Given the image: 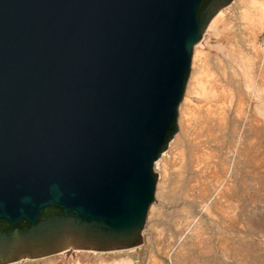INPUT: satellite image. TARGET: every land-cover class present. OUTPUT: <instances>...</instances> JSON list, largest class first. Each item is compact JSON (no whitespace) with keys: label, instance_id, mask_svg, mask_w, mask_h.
Returning <instances> with one entry per match:
<instances>
[{"label":"water","instance_id":"95a60500","mask_svg":"<svg viewBox=\"0 0 264 264\" xmlns=\"http://www.w3.org/2000/svg\"><path fill=\"white\" fill-rule=\"evenodd\" d=\"M233 0H0V264L141 245L194 45Z\"/></svg>","mask_w":264,"mask_h":264},{"label":"rangeland","instance_id":"374dc122","mask_svg":"<svg viewBox=\"0 0 264 264\" xmlns=\"http://www.w3.org/2000/svg\"><path fill=\"white\" fill-rule=\"evenodd\" d=\"M263 9L264 0H233L218 14L214 37L208 26L201 40L206 44L204 78L221 95L225 118L211 141L199 117L203 104L189 90L191 63L179 106L175 135L179 141L169 155L174 137L155 164V196L141 245L115 252L62 253L15 264H264V119L256 109L261 106L259 99L264 102ZM237 96L244 107L234 103ZM185 99L188 113L196 117L186 127ZM199 148L210 155L209 167L194 164ZM162 157L169 158L164 168Z\"/></svg>","mask_w":264,"mask_h":264},{"label":"bare ground","instance_id":"6f19581e","mask_svg":"<svg viewBox=\"0 0 264 264\" xmlns=\"http://www.w3.org/2000/svg\"><path fill=\"white\" fill-rule=\"evenodd\" d=\"M248 1V0H247ZM233 2V1H232ZM231 2V3H232ZM252 2V1H251ZM231 3L228 5V6H230L231 5ZM227 6V7H228ZM227 7H225V8H227ZM225 8H223V9H221L214 17H213V19L210 21V23L208 24V26H209V30H210V33H211V37H214L216 34H217V31H218V26H217V23H218V20H216L218 17L217 16H219L220 15V12L222 11V10H224ZM264 10V9H263ZM219 14V15H218ZM220 20V19H219ZM217 21V22H216ZM221 23V22H220ZM219 24V23H218ZM208 26H207V28H208ZM220 26V25H219ZM207 28H206V30H207ZM206 30H205V32H206ZM205 32L203 33V35H202V38H201V40L203 39V36H204V34H205ZM199 41L196 45H194V47H193V51H192V56H191V63H192V77H191V79H190V82H189V90L191 91V94H195L197 97H198V100H199V102H201L203 105H202V109H200L198 112H199V114H200V118L202 119V121L206 124V128H205V130L207 129V131H206V133H208V135L210 134V136H209V138H210V140L212 141L213 140V138H214V136H213V138H211V134L216 130V126L218 125V123H221L223 120H224V113H223V106H222V101H221V98H220V96L218 95V93L216 92V90L214 89L215 87H214V84L212 83V82H209V81H205V78H204V59H205V50H206V44L205 43H203L202 41ZM201 42V43H200ZM199 44V45H198ZM208 46V45H207ZM242 56V55H241ZM193 59V60H192ZM241 66V65H240ZM243 68V67H242ZM245 70V69H244ZM246 71V70H245ZM190 73H191V65H190ZM190 73H189V76H188V79H187V82H186V85H185V90H186V87H187V83H188V80H189V77H190ZM234 75V74H233ZM252 75V74H251ZM244 78V77H243ZM244 79H246V77L244 78ZM250 79V78H249ZM237 81V80H236ZM235 81V82H236ZM249 82V81H248ZM245 83V82H244ZM252 83V82H251ZM228 84V83H227ZM233 86V85H232ZM231 86V87H232ZM256 87V86H255ZM251 88V87H250ZM236 89V88H235ZM185 90H184V93H183V97H184V94H185ZM237 90V89H236ZM235 90V91H236ZM248 90V89H247ZM255 93V92H254ZM258 94V93H257ZM231 95V94H230ZM238 95V94H237ZM188 96V95H187ZM235 96H236V94H235ZM239 96V95H238ZM238 96H237V98L235 97V102L234 103H237V101L239 102V103H237L238 104V106L239 107H244V106H242V105H244V104H242L243 102H241L240 100V98H241V96H240V98H238ZM264 96V95H263ZM256 97H258V96H256ZM261 97V96H260ZM192 99V98H191ZM230 99V98H229ZM238 99V100H237ZM240 99V100H239ZM258 99H259V97H258ZM182 100H183V98H182ZM182 100H181V102H182ZM243 100V99H242ZM257 100V99H256ZM244 101V100H243ZM181 102H180V104H181ZM189 100L188 99H185V101H184V109H185V112H187V113H185L186 115H184V125L183 126H187V125H190L191 126V124H189L190 122H191V120L193 121V119H195L196 120V117L194 116V115H191L190 113H188V107H189ZM259 103H260V109H258V107L256 108L257 110H258V116L260 117H262L263 119H264V102L262 101L261 102V99H259ZM180 104H179V106H180ZM237 104H234V105H237ZM179 106H178V114H179ZM231 105H229V107H230ZM237 107V106H236ZM238 107V108H239ZM237 108V109H238ZM234 109V108H233ZM234 110H236V108L234 109ZM196 111V110H195ZM194 111V112H195ZM242 111H243V109H242ZM242 111L240 112V114L242 113ZM193 112V113H194ZM236 112H238L237 110H236ZM239 113V112H238ZM202 115V116H201ZM194 116V117H193ZM260 117V118H261ZM199 118V119H200ZM261 118V119H262ZM198 119V118H197ZM202 122V123H203ZM199 123V122H198ZM195 125V124H194ZM202 125H204V124H202ZM202 125H201V129H202ZM223 125V124H222ZM261 125H263V124H261ZM254 126V125H253ZM185 127H183V128H185ZM224 127V126H223ZM262 127V126H261ZM180 128V127H179ZM181 129V128H180ZM264 129V128H263ZM183 130H185V129H183ZM187 130V129H186ZM189 130V129H188ZM255 130H256V128H255ZM198 131H199V129H198ZM177 132H178V117H177ZM177 132L174 134V136L172 137V139L170 140V142L168 143V145H167V148H166V150L160 155V157L158 158V160L161 158V156L167 151V149H168V147H169V144L171 143V141L173 140V138L175 137V135L177 134ZM184 132H186V131H184ZM187 133V132H186ZM217 133V132H216ZM219 133V132H218ZM184 134V133H183ZM220 134V133H219ZM235 134V133H234ZM261 134V133H260ZM213 135H215V134H213ZM258 135V134H257ZM264 134H262V136H263ZM205 136V135H204ZM261 136V137H262ZM208 137V136H207ZM220 137V136H219ZM178 141H179V139H178V137H175V139L172 141V143L170 144V147H169V151H168V154L169 155H172L173 154V149L177 146V144H178ZM216 141V140H215ZM219 141V140H218ZM264 141V140H263ZM204 143V142H203ZM219 143V142H218ZM200 145V144H199ZM246 146V145H245ZM198 147V146H197ZM200 149V150H199ZM198 150H197V152L196 151H194V152H196V153H194L195 155H196V158L195 157H193L194 159H195V162H194V164L195 163H197V165H200V166H203V167H209L210 166V160H209V156L210 155H208L207 154V152H206V154H205V152L204 151H202V149L201 148H199ZM204 149V148H203ZM192 153V154H193ZM194 154L193 155H191V156H194ZM263 154V153H262ZM208 155V156H207ZM242 155V154H241ZM209 157V158H208ZM216 158V157H215ZM157 160V161H158ZM211 160H212V158H211ZM157 161L155 162V164L157 163ZM260 160H258V162H259ZM262 161V160H261ZM161 166H162V168H164V167H166L168 164H169V158L167 159L166 157L164 158V157H162V159H161ZM212 163V162H211ZM222 164V163H221ZM255 165V164H254ZM202 167V168H203ZM223 167V166H222ZM258 169V168H257ZM202 170V169H201ZM225 170V169H224ZM154 171H155V165H154ZM221 171H223V170H221ZM260 171V170H259ZM229 172V171H228ZM261 172V171H260ZM260 172H259V174H260ZM264 172V171H263ZM242 173V172H241ZM263 175H264V173H263ZM256 176V175H255ZM250 177V176H249ZM157 178H158V176H157ZM244 180V179H243ZM252 180V179H251ZM219 181V180H218ZM241 183H243V182H241ZM249 183V182H248ZM251 183V182H250ZM195 186V185H194ZM212 186V185H211ZM220 186V185H219ZM202 190V189H201ZM220 191V190H219ZM244 191V190H243ZM152 206V205H151ZM150 206V207H151ZM150 209V208H149ZM153 208H151V210H152ZM149 212V211H148ZM223 214V213H222ZM227 220V219H226ZM191 232V231H190ZM196 234V233H195ZM200 241V240H199ZM225 243V242H224ZM222 245V244H221ZM226 250V249H225ZM224 250V251H225ZM80 251H83V250H70V251H65V252H62V253H73V252H80ZM85 252H91V251H85ZM228 252V251H227ZM62 253H60V254H62Z\"/></svg>","mask_w":264,"mask_h":264}]
</instances>
